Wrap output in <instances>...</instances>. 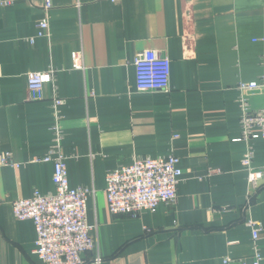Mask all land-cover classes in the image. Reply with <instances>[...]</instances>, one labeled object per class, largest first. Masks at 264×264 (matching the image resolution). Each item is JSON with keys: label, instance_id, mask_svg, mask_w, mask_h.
Instances as JSON below:
<instances>
[{"label": "crops", "instance_id": "obj_1", "mask_svg": "<svg viewBox=\"0 0 264 264\" xmlns=\"http://www.w3.org/2000/svg\"><path fill=\"white\" fill-rule=\"evenodd\" d=\"M0 1H10L0 5V153L20 164L0 165V264H43L32 221L11 204L54 191V165L39 160L53 145L54 87L69 185L93 191L87 264H251L255 248L264 264V184L247 202L242 163L251 149L264 168V138H241L238 102L239 82H264V0H52L47 36L37 35L44 0ZM144 49L170 59L168 90H136ZM48 70L53 83L31 99L28 73ZM245 95L264 107L262 89ZM169 154L182 169L175 201L112 214L106 173ZM247 221L263 227L255 241Z\"/></svg>", "mask_w": 264, "mask_h": 264}, {"label": "built area", "instance_id": "obj_2", "mask_svg": "<svg viewBox=\"0 0 264 264\" xmlns=\"http://www.w3.org/2000/svg\"><path fill=\"white\" fill-rule=\"evenodd\" d=\"M10 1H0L7 5ZM52 0H44V17L38 23V36L48 35V16ZM32 42V39H31ZM80 55H73V67L80 68ZM135 84L138 92L166 91L169 89L170 59L154 49H144L135 54ZM53 83L52 70L30 72L27 75V88L31 99L43 97V86ZM260 88L264 82H239L240 126L243 140L264 138V107L252 109L245 95L249 89ZM54 87L52 110L54 123L51 126L53 145L41 161H52L54 170L52 182L54 191L40 193L34 191L28 198L12 202V211L18 220H31L36 231L34 252L43 264H87L83 254L92 249L94 239L86 215V202L93 192L85 186L71 187L67 177L65 157L61 152L63 138L60 127L59 108L63 104ZM252 151L243 156L247 181L250 187L247 202L264 184V168L252 166ZM0 165L19 167L10 153H0ZM182 175L179 158L173 154L157 157H136L129 164L111 169L105 176V195L112 214L136 215L141 211H155L162 202H173L177 198V186ZM255 241L262 230L260 223L247 221ZM99 263L96 256L91 260ZM224 264H247L231 258H224ZM251 264H262L255 248V259Z\"/></svg>", "mask_w": 264, "mask_h": 264}]
</instances>
